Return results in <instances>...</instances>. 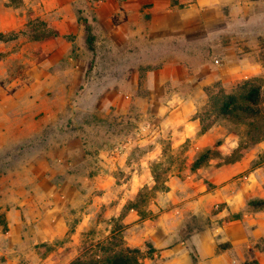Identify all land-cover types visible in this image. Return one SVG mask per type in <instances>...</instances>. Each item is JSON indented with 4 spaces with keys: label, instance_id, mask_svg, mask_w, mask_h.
Returning <instances> with one entry per match:
<instances>
[{
    "label": "rangeland",
    "instance_id": "1",
    "mask_svg": "<svg viewBox=\"0 0 264 264\" xmlns=\"http://www.w3.org/2000/svg\"><path fill=\"white\" fill-rule=\"evenodd\" d=\"M210 1L202 5L186 0L177 6L189 22L188 36L174 25L173 17H160L153 27L140 23L142 36L128 42L126 50L117 36L118 21L112 25L103 18L92 21V8L97 7L93 0H25L11 6L19 22L25 14L30 22L23 30L18 23L0 32V42L9 47L0 59L14 54L8 58L5 77L0 65V191L17 193L25 187L5 185L2 179L7 176L19 180L45 176L57 187L68 181L84 195L68 209L67 218L69 229L82 225L79 244L73 245L68 233L37 245L30 239L20 257L23 264H65L89 242L105 240L112 229L125 239L135 223L147 227L173 206L171 194L184 192L188 176L197 171L191 170L192 163L201 153L210 151L207 167L221 158V141L233 135L245 140L243 125L218 120L211 127L213 145L203 147L201 125L171 127L164 120L160 101L178 91L196 97L195 118L207 101L204 86L228 84L246 75L264 78V0ZM7 2L0 0V8ZM152 5L144 4L143 11ZM84 15L96 38L92 50L86 43ZM36 31L50 35L35 40ZM180 60L187 83L177 85L169 79L166 89H159L164 70ZM259 64L261 71L253 74L251 67L256 70ZM185 128L192 135L183 138ZM159 159L170 168L166 191L152 189V163ZM141 190L144 202L138 201L137 210L128 208ZM175 207H185L182 198ZM211 212L201 220L190 217L192 228L212 229L222 221L211 218L216 207ZM87 213L92 215L85 225ZM0 228H7L1 220ZM256 241L264 249V237ZM245 257L257 259L252 250Z\"/></svg>",
    "mask_w": 264,
    "mask_h": 264
},
{
    "label": "crops",
    "instance_id": "2",
    "mask_svg": "<svg viewBox=\"0 0 264 264\" xmlns=\"http://www.w3.org/2000/svg\"><path fill=\"white\" fill-rule=\"evenodd\" d=\"M184 1L186 0H122L120 2L98 0L95 1L97 7L92 8L91 16H95L94 22L98 18L105 19L111 25L115 24L114 20L118 21L117 36L123 38V50H126L129 47L128 42L142 36L140 23L146 22L149 27H153L160 17H173L174 25L180 27L179 29L188 36L185 30L188 29L189 22L182 17L183 12L177 8ZM206 1L212 2L198 0L202 5H205ZM215 2L221 3L220 0ZM146 3H153V5L143 11L142 7ZM25 15L23 16L26 19L19 22L13 8L5 3V7L0 8V32L6 33L18 23L22 26V30L25 29L29 20V17ZM78 24L76 21L73 25L78 28ZM149 31L151 32V29ZM107 36H114V34H107ZM7 46L6 42H0V55L8 53ZM23 53L25 52L22 49L21 56ZM12 57L14 54L10 52V55L0 59V65L3 66L2 71L0 68L1 76L5 77L8 73L6 64L9 65L8 58ZM184 64V61L180 60L175 67H168L167 71L165 69L166 73L162 79L164 83L159 86V89H166L165 83L169 79L175 81L177 85L186 84L189 79L185 78ZM253 67L254 65L251 70L254 74V72H260L263 66L259 64L256 70ZM245 77L249 78L247 75ZM240 79L246 78L240 77L228 84L222 82L229 85ZM160 103L166 111L164 120L167 125L178 127L183 124L185 126L194 124L195 127H200L199 119L194 118L196 97L189 98L184 91H178L171 99L160 101ZM213 133V130L209 129L200 134L201 140L205 143L202 144L203 147L213 145L210 142L212 141L210 139H213ZM190 135L192 133L186 128L181 131L183 138ZM240 145L241 139L237 135L221 141L219 149L222 150V154L219 161H211L209 166L198 168L188 176L184 184V192L180 193V196L176 192L174 195L171 194L170 202L173 206L162 211L161 215L155 221H151L147 227L142 228L135 223L132 228H129V236H125L127 245L144 249L150 242L155 249L153 257L145 258L142 261L143 264H241V260L244 262L246 259L245 253L250 250L256 254L259 264H264V249H259L256 244L257 239L264 237V210H246L249 200L264 199V158L261 159V154L264 153V140L248 145L238 160L226 162L225 158L231 156ZM2 180L5 181V185L22 184L25 187L22 192L17 193L10 190L0 191V216H2L0 220L7 226L5 230L0 228V264H23V258L20 257L24 252L25 242L30 239L37 245L46 241L52 242L68 233L74 238L73 245L79 244L78 235L81 233L82 225H79L81 228L77 225L69 229L67 218L69 217L68 209L75 207L84 195L70 182L65 181L61 187H57L45 176L29 177L26 180L7 176ZM206 180L211 184L210 187ZM27 186L32 187L28 190ZM166 194L169 196L170 191ZM181 198L185 202L183 209L175 207ZM214 207L218 209V212L211 218L215 221L222 220L218 223L219 225L212 229L210 227L192 228L189 222L190 217L201 220L208 217ZM235 214L241 216L233 217ZM91 215V213L85 215L83 224L87 225ZM228 215H232L233 218L224 219ZM223 242L227 244L224 248L219 246ZM78 255V252L75 253L65 261V264Z\"/></svg>",
    "mask_w": 264,
    "mask_h": 264
},
{
    "label": "trees",
    "instance_id": "3",
    "mask_svg": "<svg viewBox=\"0 0 264 264\" xmlns=\"http://www.w3.org/2000/svg\"><path fill=\"white\" fill-rule=\"evenodd\" d=\"M25 0H8L9 6H18L24 4ZM91 1V0H90ZM98 1V0H93ZM92 15V14H91ZM95 21V16H91ZM89 18L84 15L81 19L84 22L87 33L86 42L88 48L93 49L95 35L92 33V23ZM30 22V18L28 20ZM1 35V34H0ZM50 34H40L39 31L33 32L34 39H43ZM42 38H41V37ZM207 94V101L201 111L198 112L197 118L200 120V134L207 132L218 120L232 122L236 125H243L244 141L235 150L231 156L225 158L226 162L238 160L248 145L255 144L264 140V78L254 76L246 79H240L235 83L225 85L223 82L217 81L211 86H204ZM210 151L206 150L201 153L192 163L191 170H196L205 166L209 159ZM163 162L154 160L152 163V176L154 185L152 189L168 190L167 170L169 167L163 166ZM167 180V181H166ZM143 191H139L137 199L130 204L128 208L137 210L138 204L144 200ZM144 202V201H143ZM247 211L264 210V199H251L247 202ZM235 214L233 217H240ZM147 250L139 247H131L127 245L116 229L111 230V235L105 240L98 242H89L86 244L77 257L72 259L68 264H143L145 258H152L155 249L147 244ZM241 264H259L257 259L245 260Z\"/></svg>",
    "mask_w": 264,
    "mask_h": 264
},
{
    "label": "built area",
    "instance_id": "4",
    "mask_svg": "<svg viewBox=\"0 0 264 264\" xmlns=\"http://www.w3.org/2000/svg\"><path fill=\"white\" fill-rule=\"evenodd\" d=\"M218 61V60H217Z\"/></svg>",
    "mask_w": 264,
    "mask_h": 264
}]
</instances>
